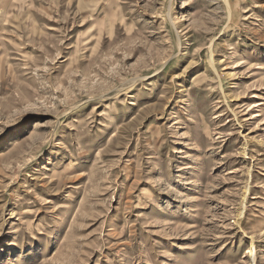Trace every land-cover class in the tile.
Returning a JSON list of instances; mask_svg holds the SVG:
<instances>
[{"label":"rangeland","instance_id":"rangeland-1","mask_svg":"<svg viewBox=\"0 0 264 264\" xmlns=\"http://www.w3.org/2000/svg\"><path fill=\"white\" fill-rule=\"evenodd\" d=\"M0 264H264V0H0Z\"/></svg>","mask_w":264,"mask_h":264},{"label":"bare ground","instance_id":"bare-ground-1","mask_svg":"<svg viewBox=\"0 0 264 264\" xmlns=\"http://www.w3.org/2000/svg\"><path fill=\"white\" fill-rule=\"evenodd\" d=\"M247 253H248V255H254V254H256V250H255V248H254V246L253 247H251V248H249L248 249V251H247Z\"/></svg>","mask_w":264,"mask_h":264}]
</instances>
